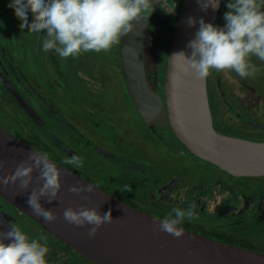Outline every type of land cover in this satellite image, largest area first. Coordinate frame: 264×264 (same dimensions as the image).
Listing matches in <instances>:
<instances>
[{"label": "flooded vegetation", "instance_id": "1", "mask_svg": "<svg viewBox=\"0 0 264 264\" xmlns=\"http://www.w3.org/2000/svg\"><path fill=\"white\" fill-rule=\"evenodd\" d=\"M182 1L169 0V3L176 4V10L168 14L159 6L160 0H156L151 17L142 18L147 21L145 68L150 77L148 81L163 98L169 49ZM224 2L215 21L219 26L225 24L227 8ZM3 9H0L1 127L33 149L47 152L49 158L59 164L65 157L79 155L83 168L63 166L124 203L139 209L136 203L144 194L152 203L157 201L164 207L168 206L156 215L160 219L174 207L186 209L195 204L196 219H185L180 227L264 253V175L229 174L189 152L176 138L169 123H156L152 128L142 116L144 124L159 140L165 139L159 133L160 128L170 133L172 154L183 159L184 165L180 166L181 163L167 173L163 167L158 168L154 160L132 149L128 150L129 157L122 158L120 162V154L125 151L120 152V145L124 148L123 137L118 131L112 134L119 121L107 113L114 107L104 104L99 98L110 89L109 80L101 78L107 60L106 52H99L102 57L97 60L92 51L67 59L60 58L54 50L45 53L42 46L45 33L21 29V22L11 18L15 11H10L7 6ZM120 44L114 46L115 69H110L107 74L110 77L112 72L118 71L119 79L133 103L123 77ZM16 51L24 52V55L17 58ZM26 51L29 53L26 54ZM23 59L25 67L30 64L39 80H32L24 71L21 67ZM252 62L259 69L254 77L242 78L230 70H213L207 77L212 121L219 133L264 141V61L253 57ZM160 67H164L162 71ZM24 93L34 102H30ZM108 144L112 151L105 147ZM199 161L218 171L211 177L213 181L202 178L198 181L184 167L188 166L187 162ZM245 179H253L254 182L245 184ZM124 186L130 187L131 191H121ZM0 221L20 226L31 238L38 234L46 235L48 264H97L1 195Z\"/></svg>", "mask_w": 264, "mask_h": 264}, {"label": "water", "instance_id": "2", "mask_svg": "<svg viewBox=\"0 0 264 264\" xmlns=\"http://www.w3.org/2000/svg\"><path fill=\"white\" fill-rule=\"evenodd\" d=\"M222 3L220 0L217 9L209 7L205 10L199 0L182 1L169 49L164 98L148 81L145 19L137 21L134 31L121 41L119 55L123 77L135 107L152 128L156 123H169L180 143L198 158L234 176H262L264 141L232 137L215 130L207 77L201 80L186 73L184 59L173 55L182 50L190 54L191 50L186 46L199 27V19L203 17L215 24ZM190 17L197 20L195 26H189ZM24 104L28 107L26 102ZM30 150L35 149L0 126V160L8 162L0 171V195L97 264H264L262 252L214 240L184 228V234L179 238L161 232L154 223L160 218L122 202L96 185L93 193H70L68 187L77 181L93 184L70 169L69 174L62 177L61 201L49 204L41 200L45 208H55L59 214L55 221L47 223L26 203L28 193L19 194L18 184L10 182L15 166L27 158ZM81 205L99 207L101 214L111 209L113 222L101 226L95 237H89L90 225L77 227L63 218L65 208L78 209Z\"/></svg>", "mask_w": 264, "mask_h": 264}, {"label": "clouds", "instance_id": "3", "mask_svg": "<svg viewBox=\"0 0 264 264\" xmlns=\"http://www.w3.org/2000/svg\"><path fill=\"white\" fill-rule=\"evenodd\" d=\"M199 2L205 10L209 7L217 9L220 4V0ZM155 4L156 0H11L8 6L21 21V29L45 33L42 45L45 53L54 50L60 58L67 59L90 51H109L121 43L122 37L134 31L135 21L151 17ZM159 6L168 14L176 8L169 0H160ZM225 7L223 26L201 17L194 37L186 46L191 50L190 54L185 50L173 54L182 57L185 61L183 70L198 79H205L213 70L234 71L242 78L254 77L259 69L252 58L264 61V0H227ZM188 24L195 26L197 20L190 17ZM7 163L0 160V171ZM61 164L75 169L84 166L79 155L65 157ZM67 174L69 169L59 167L47 152L30 150L27 158L15 166L10 182L18 184L19 194L27 192L28 206L45 222L51 223L59 214L55 208H45L41 200L49 204L60 202L62 177ZM95 190V185L82 181L67 189L75 194ZM121 191L131 189L124 186ZM195 207V204L186 209L174 207L167 216L154 223L159 231L179 238L184 234L180 225L185 219H196ZM63 218L77 227L90 225L89 237H95L101 226L113 222L111 209L101 214L99 207L87 205L78 209L65 208ZM47 245L46 235L31 238L20 226L0 221V264H48Z\"/></svg>", "mask_w": 264, "mask_h": 264}, {"label": "rangeland", "instance_id": "4", "mask_svg": "<svg viewBox=\"0 0 264 264\" xmlns=\"http://www.w3.org/2000/svg\"><path fill=\"white\" fill-rule=\"evenodd\" d=\"M11 0H0V9L5 8V6L9 7V3ZM227 3V0L224 2V6ZM10 8V7H9ZM4 10V9H3ZM176 10V8H175ZM10 11H14L13 8L10 9ZM4 16V15H3ZM12 19L18 20L17 22H21L16 15H11ZM29 22L31 23V13L29 12ZM29 51H26V54H28ZM95 56H97V59H100L102 56L100 53L93 52ZM114 46L109 50L106 51L107 60L105 63V67L103 68L101 72V78H107L109 80V91L104 94L102 97H99L101 99V102L104 104H111L112 109H108L107 113L110 117H117L118 123L117 127L115 126L113 128L112 134H117V131L119 132L120 136L123 137L122 144L124 145V148L120 145V152L123 151L120 156V162L121 159H126L129 157V151L136 150L140 151V153H143V156L147 159L150 158L155 161L156 166L158 168L163 167L164 172H171L175 167H179L184 165V162L177 156H174L172 154L171 146L173 145V141L171 139V135L169 132H167L164 128L159 129V133L164 136V138L167 141V144L164 140H159L155 133L148 129V127L144 124L141 115L137 110H135V106L130 101L129 96L127 94V91L125 87L123 86V82L119 79V73L112 72V75L110 77L108 76L107 72L110 73V69H115L114 65ZM15 56L19 58L20 56L24 55V52H14ZM165 56V55H164ZM26 61V60H25ZM24 59L21 60V67L24 69L26 73L29 74L30 78L32 80H39L38 75L32 71L30 64H27L25 67L24 65ZM164 63V62H163ZM97 65L96 63H94ZM164 67H160L161 71ZM36 84L37 81H36ZM99 90V89H98ZM97 90V91H98ZM26 98L30 100V102H34L29 95H26ZM104 107V106H103ZM88 137L84 138L85 140ZM89 141V140H88ZM106 148L110 149L112 151L111 146L108 144L105 146ZM119 147V145H118ZM122 148V149H121ZM129 150V151H128ZM188 166H184L189 171L188 173L191 174L194 178H196L199 181V178L206 179L207 181H213V178L211 177L214 175V173L217 175L218 171H216L211 165L199 161L196 163H190L187 162ZM155 164H152L153 167H156ZM156 169V168H154ZM254 182L253 179H245L244 183L251 185ZM136 207L143 211H147L148 213L152 215H159L160 211H164L165 208H168V206L164 207L162 204H158L157 201H154L152 203L149 201L148 196L142 195V198L139 200V202L136 203Z\"/></svg>", "mask_w": 264, "mask_h": 264}, {"label": "trees", "instance_id": "5", "mask_svg": "<svg viewBox=\"0 0 264 264\" xmlns=\"http://www.w3.org/2000/svg\"><path fill=\"white\" fill-rule=\"evenodd\" d=\"M165 74V73H164Z\"/></svg>", "mask_w": 264, "mask_h": 264}]
</instances>
